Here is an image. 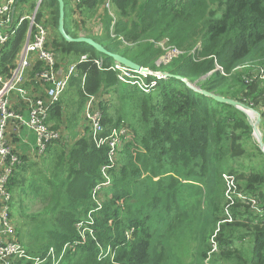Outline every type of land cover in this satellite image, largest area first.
Instances as JSON below:
<instances>
[{
	"label": "trees",
	"instance_id": "obj_1",
	"mask_svg": "<svg viewBox=\"0 0 264 264\" xmlns=\"http://www.w3.org/2000/svg\"><path fill=\"white\" fill-rule=\"evenodd\" d=\"M105 1L73 6L64 0L67 34L91 38L110 53L172 77L143 78L148 92L122 83L111 58L62 38L59 3L43 1L36 22L48 31L46 49L56 69L66 70L83 56L88 60L78 65L68 88L76 98L75 129L64 125L59 102L46 123L61 138L42 154H18L7 191L15 194L24 184L22 193L40 200L42 208L28 222L14 221V240L34 257L53 249L58 259L43 264H205L214 247L213 264H264V215L240 197L252 195L264 210V153L241 110L190 87L251 107L261 114L264 129V0H112L115 18ZM28 2L19 0L17 8ZM99 13L101 31L92 35L87 23ZM29 29L26 20L0 47L2 75L15 69ZM163 43L179 54L167 64ZM48 69L37 60L27 70L31 97L46 99L50 85L38 74ZM88 96L98 100L105 136L126 132L108 172L110 184L100 192L105 200L99 211L93 190L105 182L102 167L110 148L92 139ZM11 99V111H28L19 94ZM253 139L248 154L245 146ZM36 158L41 161L34 163ZM242 158L256 166L240 165ZM228 177L243 195L228 199ZM10 207L14 219L12 202ZM80 224L90 231L81 232Z\"/></svg>",
	"mask_w": 264,
	"mask_h": 264
},
{
	"label": "built area",
	"instance_id": "obj_2",
	"mask_svg": "<svg viewBox=\"0 0 264 264\" xmlns=\"http://www.w3.org/2000/svg\"><path fill=\"white\" fill-rule=\"evenodd\" d=\"M19 0H0V47L6 44L10 38L16 33L22 23L26 20L30 22L27 39L19 54V63L11 75L5 76L0 73V264H15L23 261L28 264H43L48 259L52 261L58 259L56 253L51 249L45 257H34L27 252V249L14 240L15 228L10 218L12 194L7 191V185L12 175L13 169L20 164L18 154L23 151L15 144L21 141L23 129L33 132L36 136V145L30 150L31 152L44 153L47 147L59 140L61 135L58 131L52 130L46 123L49 118V112L53 105L60 102L61 98L68 89L72 78L77 75V67L79 64L87 61V57L83 56L79 61L69 65L66 70L58 71L55 66V56L52 52L46 49L48 42V31L42 24L36 22L33 17H20L16 19L15 9ZM73 6L86 0H70ZM40 4L43 0H39ZM104 8L110 10L113 8L112 0H106ZM114 18V17H113ZM99 23V22H98ZM99 24L97 32L101 29ZM40 60L45 62L48 70H44L38 74L40 81L47 83L50 87L46 93V99H38L31 97L29 91L25 89L27 81V70ZM98 65L99 63L96 62ZM111 70L118 71V79L127 85H137L141 89L148 92V85L143 82L147 76L123 66L116 65ZM218 70L223 73V69L218 67ZM264 71H261V80H264ZM158 77V76H157ZM160 79V77H158ZM153 82L150 87H153ZM14 93L21 96L22 100L28 104L29 119L25 120L23 114H18L10 110L11 97ZM85 118L91 127L92 139L97 147L108 146L109 162L102 167V174L105 177V182L99 184L93 190V199L97 203V210H101V194L100 192L110 184L109 171L114 166L117 154L120 148L124 145V130H113L109 135L105 136V128L103 124V114L98 106V100L94 96H88L85 105ZM12 141L9 137L14 135ZM19 141L14 142V139ZM241 197V196H240ZM100 198V199H98ZM246 200V204L252 208L258 215L263 216L264 210L260 208L256 198H242ZM90 217V215H89ZM84 224L78 225L81 232L90 231L89 228H84ZM213 252H217V247H214ZM205 264H213L211 262L212 253Z\"/></svg>",
	"mask_w": 264,
	"mask_h": 264
},
{
	"label": "rangeland",
	"instance_id": "obj_3",
	"mask_svg": "<svg viewBox=\"0 0 264 264\" xmlns=\"http://www.w3.org/2000/svg\"><path fill=\"white\" fill-rule=\"evenodd\" d=\"M38 2H39V0H29V2L27 4H20V5H18L19 6L18 8L16 6V9H15L16 19H18L20 17H33V16H35V19H36L37 14L39 12V8L36 9ZM108 12H109V15L111 17L115 18L116 15L113 12L112 8L110 10H108ZM100 13L102 14V10L100 11ZM99 14L92 21L87 23V25H88L87 29H89V33L92 35H97L101 31V29L99 30V32L96 31L98 28V25H99L98 22L101 18V14L100 15ZM75 18H77V15H75ZM49 33H50V30H49ZM104 44H107V42L104 41ZM161 48L166 53V56L162 60V62L164 64L169 63L173 57H177L179 55L178 52H176L172 48L166 46V44H164V43L161 46ZM18 60H19V57H18ZM18 63H19V61L16 62L15 68H17ZM0 88H1V86H0ZM68 88H69V86H68ZM139 88H140V86H139ZM60 102H61L62 106L64 107V114H66L65 117H63L64 125H66L67 127H70L71 131H73L75 128L72 127L73 126V123H72L73 116L72 115L75 112L74 106H76V98L72 95V92L67 89V91L65 92V94L61 98ZM23 115H24L25 120L29 119L28 112H26ZM80 118H81V115H80ZM260 131L262 132L263 137H264V129H262L261 125H260ZM22 134H23V137H21V141H23L24 138L26 137V139L28 141V150H30V149L32 150L36 145L35 134L33 132L27 130V129H23ZM64 138H68V137L64 136ZM254 139H253V142L247 141V143H246L245 148H246L248 154H249V152L253 151V149L255 148V144H254L255 140ZM34 141H35V144H34ZM15 145L18 146L20 149H22V142L15 144ZM28 150H26V151H28ZM30 156H32V155H30ZM254 159L257 160L258 157L255 156ZM39 161H41V160L36 158L33 162L37 163ZM240 165H244L245 167L256 166L248 158H242V160H240ZM36 170H37V168L34 169V171H36ZM237 184L238 183H236L234 181L233 177L229 178V181L227 182V188L228 189L226 191V195L228 196V199L230 197V194H233V193H237L238 195L244 194V193L238 191ZM24 187H25L24 184H20L18 189H17L18 192H16L15 194H12L13 200L11 202L14 204L15 213H14V219H13V217H10V218L12 220L14 228H16V224L14 223V221L17 223L18 222H24V221L28 222L29 220H31L30 216L34 215L36 212H38V210H40L42 208V205L40 204V200L34 199L33 195H31V194L27 193V195H29V196H27L25 193H22V190ZM241 197L242 198L247 197L250 199L253 198L252 195H246L245 197L244 196H241ZM100 198H101V201L105 200V198H103L102 196H100ZM217 264H222V263H217Z\"/></svg>",
	"mask_w": 264,
	"mask_h": 264
},
{
	"label": "water",
	"instance_id": "obj_4",
	"mask_svg": "<svg viewBox=\"0 0 264 264\" xmlns=\"http://www.w3.org/2000/svg\"><path fill=\"white\" fill-rule=\"evenodd\" d=\"M56 1L59 3V11H60L58 31H59V34L62 36V38L66 42L87 44V45L91 46L92 48H94L100 54L111 58L117 65L126 67V68L134 70L136 72L151 74L152 76H158L160 78L172 77L171 75L166 74V73H164V74L152 73L148 69L142 68L138 64H135L134 62L128 60L127 58H125L121 55L110 53L104 46L95 42L91 38H88V37L73 38V37H71L70 35L67 34V32L65 30V24H64V18H65L64 5L65 4H64V0H56ZM40 6H41V4L38 3L36 9L40 8ZM190 87L192 89H194L196 92L214 99L216 102L228 104V105L234 106L235 108L241 110L247 116V119H248V121L252 127V130H253V137L255 138V140L259 146L260 151L262 153H264V137H263L262 132L260 131V125H261L262 119H261V114L259 112L252 109L251 107H249L245 104L239 103L237 101L226 99L224 97L202 91V90L197 89L191 85H190Z\"/></svg>",
	"mask_w": 264,
	"mask_h": 264
},
{
	"label": "crops",
	"instance_id": "obj_5",
	"mask_svg": "<svg viewBox=\"0 0 264 264\" xmlns=\"http://www.w3.org/2000/svg\"><path fill=\"white\" fill-rule=\"evenodd\" d=\"M21 136L23 137V134H21ZM34 144H35V141H34ZM32 147V146H31ZM22 150H23V152H26V153H30L31 151V149L30 150H28V141H27V139H26V137L24 138V140H23V144H22ZM26 150H28V151H26ZM22 152V151H21Z\"/></svg>",
	"mask_w": 264,
	"mask_h": 264
}]
</instances>
